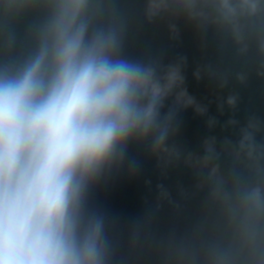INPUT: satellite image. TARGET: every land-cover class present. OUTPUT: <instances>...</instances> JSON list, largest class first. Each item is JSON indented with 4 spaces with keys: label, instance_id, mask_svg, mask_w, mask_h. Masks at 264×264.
I'll list each match as a JSON object with an SVG mask.
<instances>
[{
    "label": "clouds",
    "instance_id": "clouds-1",
    "mask_svg": "<svg viewBox=\"0 0 264 264\" xmlns=\"http://www.w3.org/2000/svg\"><path fill=\"white\" fill-rule=\"evenodd\" d=\"M71 7L52 33V76H41L44 51L0 79V264H96L94 241L76 236L77 173L134 127V92L147 74L85 45Z\"/></svg>",
    "mask_w": 264,
    "mask_h": 264
}]
</instances>
